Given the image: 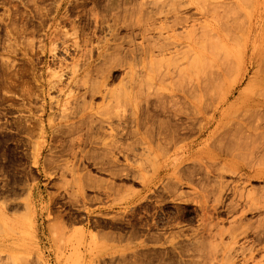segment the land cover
<instances>
[{"label": "rangeland", "instance_id": "374dc122", "mask_svg": "<svg viewBox=\"0 0 264 264\" xmlns=\"http://www.w3.org/2000/svg\"><path fill=\"white\" fill-rule=\"evenodd\" d=\"M54 1L0 0L1 258L264 264V180L249 173L264 160L237 145L229 151L242 156L226 161L216 148L227 131L242 135L230 116L261 113L243 102L264 101V66L250 67L264 58V0H66L43 54ZM250 15L259 28L246 50L232 32L216 38ZM71 28L86 39L79 52H64ZM67 64L87 70L70 90L64 79L77 69ZM233 89L201 135L191 102L218 106Z\"/></svg>", "mask_w": 264, "mask_h": 264}, {"label": "bare ground", "instance_id": "6f19581e", "mask_svg": "<svg viewBox=\"0 0 264 264\" xmlns=\"http://www.w3.org/2000/svg\"><path fill=\"white\" fill-rule=\"evenodd\" d=\"M59 2H56L55 3V1H54V3L55 4H57L54 8H56L55 9V13H54V17H53V20H52V22H51V24H50V26H49V28H48V32H47V34H46V40H45V42L43 41L42 42V44H43V46H42V53L43 54H45L46 53V50H47V41H48V33H49V30H51L52 28L51 27H53L54 25H55V22H56V20H57V16L59 15V13H61V9H62V7H63V4L65 3V1L66 0H58ZM74 1V0H73ZM233 3L235 2L234 0H231ZM75 2V1H74ZM247 6H249V8H252L253 7V9H254V6H255V4H254V2H252V0H251V3L250 4H248ZM256 10V9H255ZM255 10H254V12H255ZM257 11V10H256ZM94 13V12H93ZM95 14V13H94ZM97 15V14H96ZM93 16V15H92ZM95 17V18H94ZM97 16H93L92 18L93 19H98V17L96 18ZM50 18V17H49ZM91 19V18H90ZM238 20L237 19H235L234 21H233V24L230 26V28H229V30H227L226 31V34H223L222 32H217L216 33V38L219 40V41H229V40H227V37H231L230 35H229V33L230 32H232V34H235V35H238V36H240V38H241V41H239L238 43H236L237 45H241V43L242 42H244V44H242V46L244 47V49L246 50L247 48H248V44H249V42H250V40L252 39V35H253V33L255 32V30H257L259 27H258V23L257 22H255V21H253V15H250V16H248V19H247V23H241V24H238V22H237ZM96 23H97V21H95ZM99 22V21H98ZM49 23V22H48ZM48 25V24H47ZM59 25V24H58ZM72 27H74V25L72 24ZM72 29V28H71ZM74 29V28H73ZM72 29V30H73ZM219 29L220 28H218L217 30L219 31ZM75 30V31H74ZM71 33L74 35L73 37H72V34L70 33L68 36H71V37H69V40H68V37L66 36V34L64 33V36H63V40H65V37L67 38V41H65L64 43H62L63 44V46H65V48H64V52H65V50L67 51V52H70V51H76V52H79V50H82V48L86 45V39H84L83 40V42H85L84 43V45H83V43H81V41L78 39V38H76V40H74V37H75V35H77V28L76 29H74ZM81 31V30H80ZM79 33V32H78ZM44 34V33H43ZM82 35H84V34H82ZM82 35H80V36H82ZM60 37H62V36H60ZM77 37H78V35H77ZM84 37V36H83ZM88 37V36H87ZM70 38L72 39V40H70ZM45 39V38H44ZM62 39V38H61ZM60 39V40H61ZM80 41H78V40ZM88 41H89V39H87ZM233 40H235V39H233ZM52 41V40H51ZM62 41V40H61ZM88 41H87V43H88ZM54 42V41H53ZM235 42H236V40H235ZM234 42V43H235ZM53 46H58L57 44L55 45V43H53L52 44ZM88 45V44H87ZM55 47H53L54 49H53V52L55 51L56 52V49H55ZM59 47V46H58ZM85 48H86V46H85ZM59 49V48H58ZM81 52V51H80ZM68 54V53H67ZM66 54V55H67ZM80 55V54H79ZM83 55V54H82ZM77 56V55H76ZM68 57V56H67ZM61 61V60H60ZM63 61V60H62ZM66 62V61H65ZM62 63H64V62H62ZM61 63V64H62ZM60 66V65H59ZM64 67L66 66V64L65 65H63ZM71 66V65H70ZM75 66V65H74ZM73 66V67H74ZM264 66V58H262V57H253L252 59H251V68H258L259 70L262 68ZM75 68L76 67H74V69L73 68H71V69H69L68 68V64H67V68L66 69H69V71L71 70V72L73 71V70H75ZM253 68V69H254ZM62 69V68H61ZM77 69V68H76ZM79 69H80V66H79ZM79 69H77V70H75V71H73L71 74H69L67 77H66V79H64L65 80V83H66V87L64 86V84H63V82H62V84H63V87H65L64 88V90L66 89H69L70 87H72L74 84H76L77 82H79V80H80V82H81V77L83 76V74L85 73V71H87L84 67L83 68H81L80 70ZM63 70H65V69H63ZM62 71V70H61ZM65 72V71H64ZM62 73L63 75H66L65 73ZM248 72V71H247ZM66 73H67V71H66ZM58 73H56L55 74V77H57V76H59L58 77V80L59 79H61V77H63L62 76V74L61 75H57ZM68 74V73H67ZM248 74V73H247ZM86 75V74H85ZM61 76V77H60ZM246 76V75H245ZM65 77V76H64ZM85 77H87V76H85ZM83 78H84V76H83ZM54 80H55V78H54ZM57 80V79H56ZM63 80V79H62ZM83 80V79H82ZM41 81V80H40ZM53 81V80H52ZM61 81V80H60ZM58 82V81H57ZM60 83L58 82V85H59ZM264 84V83H263ZM51 85V84H50ZM55 85H56V83H55ZM54 85V86H55ZM61 85V84H60ZM59 85V86H60ZM53 86V87H54ZM50 87H52V85L50 86ZM53 87H52V89H53ZM55 88V87H54ZM73 88V87H72ZM51 89V88H50ZM59 89V88H58ZM71 89V88H70ZM69 89V90H70ZM74 89V88H73ZM56 89H53V91H55ZM59 90H61L60 91V93H59V91H58V93H59V95L62 93V89H59ZM63 90V91H64ZM235 90L236 89H233V90H231V91H229V93L228 94H225V96H224V98H220L219 99V101L216 103V104H218V106H215V104H214V106H209V108H208V106L206 107L205 106V100H203V97H200V98H196L195 100H193L192 102H191V114L192 115H194V116H198L199 118L201 117L202 119H204V124H201V127H200V134L202 135V134H204L206 131H207V129H208V126H209V122H206L205 123V117H206V115H208V113H210V112H212V113H214V114H216V113H218V111L220 110V108L221 107H224L226 104H227V102H228V100H229V98H230V96H232L233 94H234V92H235ZM52 91V90H51ZM72 91H74V90H72ZM70 92V91H69ZM69 94V96H74L75 94L74 93H68ZM71 94H74V95H71ZM58 95V96H59ZM65 96V95H64ZM68 96V95H67ZM68 96V97H69ZM47 97V96H46ZM60 97H58V99H59ZM64 98V97H63ZM67 98V97H66ZM44 99V98H43ZM57 99V100H58ZM65 101H67V100H65ZM69 101H71V99H68V101L66 102V103H69ZM58 105V104H57ZM243 107L244 108H253V109H257L258 111H260L261 113L259 114V119L258 120H256V121H253V120H251L250 119V117L247 119V116L246 115H241V114H233L232 116H230L228 119H230L229 120V122H228V124H229V126H231V127H234L235 129H240L241 131H242V135H241V137L240 138H238V140L237 141H235V138H233L234 136L232 135V132H229V131H227V133H225V135H223L222 136V138L221 139H219V141H218V145L216 146V148H218L217 150L219 151V153L221 154V155H223L224 156V159H226V161H233L234 159H236V158H239V154H235V153H233V152H230L229 151V149H234L237 145H238V147L240 148V149H242L244 152L245 151H248V150H251L252 148L254 149H252L253 150V152H250L251 153V155H252V159L254 160V161H256V159H258L259 161L260 160H264V115H263V113H264V101H257V100H254V99H244V102H243ZM45 110H46V106H44V108H43V113H45ZM73 116V115H72ZM76 116H78L77 114H76ZM74 117H75V114H74ZM243 117V118H242ZM69 118H71V116H68V119ZM76 118V117H75ZM72 119V118H71ZM227 119V120H228ZM207 121V120H206ZM242 121H244V123H242ZM71 122V121H70ZM186 140H188V139H184V140H181L179 143H182V142H184V141H186ZM256 144H258V145H256ZM37 145V144H36ZM35 151L34 152H36V154H35V157H34V153H33V157H34V159H35V161H34V164L36 165V166H38L39 164H40V158H41V156H42V151H43V147H40V146H38V148L37 147H35ZM251 150V151H252ZM253 153V154H252ZM250 155V156H251ZM242 156V155H241ZM240 156V157H241ZM33 159V160H34ZM242 159V158H241ZM45 164V163H44ZM237 166V165H236ZM40 167V166H39ZM237 172H240V168H238V167H233V169H232V173L233 174H236ZM249 173H255V175L257 176V178H261V179H263L264 180V170H256V169H254V170H252L251 172H249ZM78 174V173H77ZM32 197V190H30L29 191V193H28V197H27V201H26V203H24V205H25V211H23V212H26L27 211V214L24 216V217H26V218H28L27 219V222H28V224L29 225H32V223H33V219L32 218H30V215H32V213H31V208H32V204H31V198ZM33 212V211H32ZM23 218V217H22ZM26 218L24 219V220H26ZM5 218L2 216V215H0V226H8V223H6L5 222V220H4ZM22 221V220H21ZM24 222V221H23ZM21 223V222H20ZM23 224V223H22ZM24 226V225H23ZM1 242V241H0ZM13 248H18L21 252H27L26 250H25V246H20V245H18V246H16V247H14V245H10V250L12 251V249ZM0 249H1V247H0ZM13 262L12 261H4V259H2L1 258V256H0V264H12Z\"/></svg>", "mask_w": 264, "mask_h": 264}]
</instances>
